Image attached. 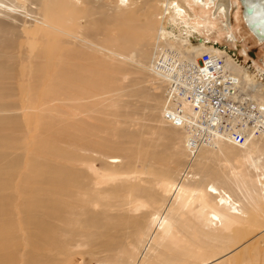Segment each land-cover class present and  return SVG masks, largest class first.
<instances>
[{
  "label": "bare ground",
  "instance_id": "bare-ground-1",
  "mask_svg": "<svg viewBox=\"0 0 264 264\" xmlns=\"http://www.w3.org/2000/svg\"><path fill=\"white\" fill-rule=\"evenodd\" d=\"M207 1L0 0V264H264V139L191 142L166 117L197 118L167 101L206 51L264 106V69L200 34ZM262 1L243 0L259 42Z\"/></svg>",
  "mask_w": 264,
  "mask_h": 264
},
{
  "label": "built area",
  "instance_id": "built-area-1",
  "mask_svg": "<svg viewBox=\"0 0 264 264\" xmlns=\"http://www.w3.org/2000/svg\"><path fill=\"white\" fill-rule=\"evenodd\" d=\"M184 84L171 89L167 105L178 96L184 97L197 114L195 120L186 119L182 104L167 110L166 117L174 124L186 125L194 134L191 142H211L217 136L242 145L251 139H264V106L241 93L237 77L225 68L222 55L203 52L200 66L188 74Z\"/></svg>",
  "mask_w": 264,
  "mask_h": 264
},
{
  "label": "rangeland",
  "instance_id": "rangeland-1",
  "mask_svg": "<svg viewBox=\"0 0 264 264\" xmlns=\"http://www.w3.org/2000/svg\"><path fill=\"white\" fill-rule=\"evenodd\" d=\"M212 1V0H211ZM210 0H208L207 2H205L204 4H202L201 8L206 7V14L203 12L204 9L201 11V9L198 7L197 10L200 11L201 16H203V18L207 17L210 19L211 23L214 25V28H212V25H207L209 26V28L207 26H205L204 22L206 20H203V18H200L198 15V21H201V24L204 25H200V34L207 36V37H212L211 40L213 41H218L219 45L222 47H225L226 50L230 53V54H234L235 58L237 59V61L242 64V65H246V66H254V68L258 70L259 67L264 69V42H259L257 40V37H255L254 35H252V32L249 28V26L245 23L244 19H243V10H242V5L240 0H232V9L230 12V22L232 24V32H228L227 29H225V22L227 21V17L226 14L225 15H221V16H217L215 17L214 12L216 9V6L214 5V3H212ZM210 9V10H209ZM206 15V16H205ZM216 19V20H215ZM196 21V22H195ZM193 22L196 24L197 20H193ZM209 22V21H208ZM210 23V22H209ZM221 33L223 35H221ZM234 34L236 39H233L232 37H230V34ZM220 34V36H219ZM218 39V40H217ZM197 40V39H194ZM200 62V59H199ZM134 77H136V75H133ZM131 83H132V75H128L127 79H126V85L127 87H129V89L127 88L126 90H131ZM147 84H149L147 82ZM158 92L160 93H164V95H167L168 91L165 88H158L157 89ZM126 99H129L127 96H125ZM138 101H134L132 102V104H137ZM138 107V104L135 106H132L131 109L135 110ZM145 113L149 114L150 108H145ZM137 116V115H136ZM150 123V122H148ZM151 123L153 124V126H157L160 124V122L158 121H151ZM154 148L150 147V151L152 152ZM154 155L156 156V154L154 153ZM170 159L167 158V162ZM19 227H20V233L23 235L22 232V227H23V223H19ZM17 229V228H16ZM18 230V229H17ZM19 232V231H18ZM264 233V232H263ZM262 233V234H263ZM25 249V247H24ZM23 249V250H24ZM80 255V254H79ZM76 255L73 257V259H69L67 261H65L62 264H76L75 260H84V264H97V260H103L106 256L108 255H112V251L110 249H101L100 253H93L92 251H88L85 252L82 255ZM83 257V258H82ZM79 258V259H78Z\"/></svg>",
  "mask_w": 264,
  "mask_h": 264
},
{
  "label": "water",
  "instance_id": "water-1",
  "mask_svg": "<svg viewBox=\"0 0 264 264\" xmlns=\"http://www.w3.org/2000/svg\"><path fill=\"white\" fill-rule=\"evenodd\" d=\"M240 1H241L243 12H246L247 14H252L254 11V6H245L243 0H240ZM262 2H264V0ZM257 31H259V28H257Z\"/></svg>",
  "mask_w": 264,
  "mask_h": 264
}]
</instances>
